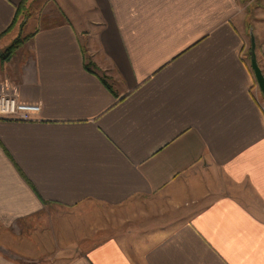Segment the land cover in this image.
<instances>
[{"label":"crops","instance_id":"obj_1","mask_svg":"<svg viewBox=\"0 0 264 264\" xmlns=\"http://www.w3.org/2000/svg\"><path fill=\"white\" fill-rule=\"evenodd\" d=\"M39 2L0 0V51ZM44 4L0 61L41 108L0 119V264H264V0Z\"/></svg>","mask_w":264,"mask_h":264},{"label":"rangeland","instance_id":"obj_2","mask_svg":"<svg viewBox=\"0 0 264 264\" xmlns=\"http://www.w3.org/2000/svg\"><path fill=\"white\" fill-rule=\"evenodd\" d=\"M29 6L26 4V14L23 18V20L18 21V26L21 30V36L20 39H23L24 36H28L30 33L34 32L36 30V27H40L42 23V18L47 15L46 10V4H44V0H40L37 5H35L32 9L28 10L26 7ZM251 28V25L249 26ZM8 48V47H7ZM7 48L0 51V53L4 52ZM251 52V51H250ZM250 59L249 62H251V55H249ZM259 60V59H258ZM260 63V62H259ZM251 64V63H250ZM260 67L263 69L262 62L260 63ZM264 72V69H263ZM5 92L9 90L8 86L3 89ZM8 95V93H7ZM11 96V95H10ZM261 102L264 105V97L261 94ZM85 212L79 210H65V209H56L49 207L47 212H45L42 215V218L45 220V218L54 221V223H60L61 221H71V220H81ZM87 214V213H86ZM128 225V224H127ZM130 227V226H129ZM40 228L42 230V233L47 230L48 225L46 222H42L40 225ZM56 230L58 231L59 228L56 227Z\"/></svg>","mask_w":264,"mask_h":264},{"label":"built area","instance_id":"obj_3","mask_svg":"<svg viewBox=\"0 0 264 264\" xmlns=\"http://www.w3.org/2000/svg\"><path fill=\"white\" fill-rule=\"evenodd\" d=\"M41 108L34 104H22L14 96L0 92V119L18 120L24 122L34 121Z\"/></svg>","mask_w":264,"mask_h":264},{"label":"water","instance_id":"obj_4","mask_svg":"<svg viewBox=\"0 0 264 264\" xmlns=\"http://www.w3.org/2000/svg\"><path fill=\"white\" fill-rule=\"evenodd\" d=\"M250 37H251V53H250L251 68H252L257 86L260 89L264 97V72H263V69L260 67V63L258 60V54H257L256 38L252 30L250 31Z\"/></svg>","mask_w":264,"mask_h":264},{"label":"trees","instance_id":"obj_5","mask_svg":"<svg viewBox=\"0 0 264 264\" xmlns=\"http://www.w3.org/2000/svg\"><path fill=\"white\" fill-rule=\"evenodd\" d=\"M26 9L25 5H23L20 9H18V15L16 17L15 23L16 24L21 16H25ZM32 36L23 38V39H16L4 52L0 53V61L6 62L12 58L15 52L22 46L27 40H29Z\"/></svg>","mask_w":264,"mask_h":264}]
</instances>
